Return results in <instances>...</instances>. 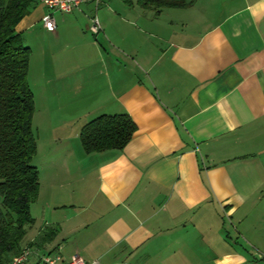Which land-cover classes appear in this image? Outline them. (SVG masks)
<instances>
[{"label":"crops","instance_id":"crops-1","mask_svg":"<svg viewBox=\"0 0 264 264\" xmlns=\"http://www.w3.org/2000/svg\"><path fill=\"white\" fill-rule=\"evenodd\" d=\"M130 1L53 12L54 33L40 2L15 28L40 185L25 244L54 233L23 264H264V0ZM121 114L130 142L86 154L82 127Z\"/></svg>","mask_w":264,"mask_h":264},{"label":"trees","instance_id":"trees-1","mask_svg":"<svg viewBox=\"0 0 264 264\" xmlns=\"http://www.w3.org/2000/svg\"><path fill=\"white\" fill-rule=\"evenodd\" d=\"M131 4L130 0H123ZM40 0H0V264L29 249L41 248L53 239L44 231L25 244L34 224L30 207L39 193L38 170L32 165L37 143L32 128L34 98L27 82L30 49L15 28ZM143 9L159 13L190 6L182 0H137ZM137 127L127 114L101 115L79 133L86 154L121 151Z\"/></svg>","mask_w":264,"mask_h":264},{"label":"built area","instance_id":"built-area-1","mask_svg":"<svg viewBox=\"0 0 264 264\" xmlns=\"http://www.w3.org/2000/svg\"><path fill=\"white\" fill-rule=\"evenodd\" d=\"M40 2L46 7L47 13L43 16L42 23L43 27L48 32H54L56 30L55 19L52 16L53 12L60 13H68L75 9H77L83 0H40ZM96 4L100 2V0H95ZM89 32L92 35H97L101 31L100 24L96 17L92 18L90 21V25L88 27ZM29 250H25L19 256H16L12 259L10 264H23L29 256ZM59 258L52 259L48 255H44L41 257V261L44 264H55ZM68 264H98L97 261L85 262L78 255H72L69 259Z\"/></svg>","mask_w":264,"mask_h":264},{"label":"rangeland","instance_id":"rangeland-1","mask_svg":"<svg viewBox=\"0 0 264 264\" xmlns=\"http://www.w3.org/2000/svg\"><path fill=\"white\" fill-rule=\"evenodd\" d=\"M51 33H54V32H51ZM32 128H33L34 135L36 136V134H37L36 133V129H35L36 128V125L34 124V126H32Z\"/></svg>","mask_w":264,"mask_h":264}]
</instances>
